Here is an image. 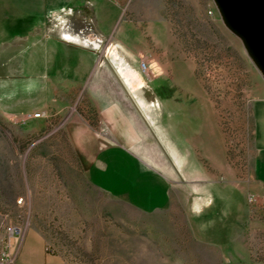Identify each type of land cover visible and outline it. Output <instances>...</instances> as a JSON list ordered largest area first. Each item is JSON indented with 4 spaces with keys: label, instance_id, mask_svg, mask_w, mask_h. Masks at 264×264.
<instances>
[{
    "label": "rangeland",
    "instance_id": "1",
    "mask_svg": "<svg viewBox=\"0 0 264 264\" xmlns=\"http://www.w3.org/2000/svg\"><path fill=\"white\" fill-rule=\"evenodd\" d=\"M136 3L146 13L127 11L125 19L142 30L158 20L165 24L164 59L178 60L188 77L171 87L174 80L157 78V63L151 69L142 60L147 64L143 69L139 62L144 78H114L104 81V87L117 88L120 100L131 108L145 106L131 112L141 125L137 147L147 165L172 179L170 205L143 212L90 181L71 134H79L85 121L102 132L95 99L74 82L52 80L32 64L31 40L21 34L33 33L15 25L22 18L15 16L17 7L29 9L32 0H0V213L7 223L23 227L25 236L42 234L46 252L59 255L63 264H264V190L252 175L255 134L249 66L255 64L241 39L225 25L215 0ZM25 46L30 55L22 65L16 52ZM108 57L105 66L114 55ZM193 95L211 109L223 137L224 152L216 150L213 158L177 143L190 138L181 135L175 117L161 111L162 104L195 107L188 113L192 123L187 116L184 123L189 131L203 134L201 105ZM42 109L48 117L21 122L24 114ZM221 180L244 190L246 221L232 242L213 245L193 234L188 212L195 190Z\"/></svg>",
    "mask_w": 264,
    "mask_h": 264
},
{
    "label": "crops",
    "instance_id": "2",
    "mask_svg": "<svg viewBox=\"0 0 264 264\" xmlns=\"http://www.w3.org/2000/svg\"><path fill=\"white\" fill-rule=\"evenodd\" d=\"M137 4L136 0H124L122 4L108 0H32L29 9L16 8L15 16L22 18L17 19L15 25L26 27L27 32L33 33L21 34L31 40L33 50L30 55L28 46L22 50L17 48L16 57L21 56V64H26L24 58L30 55L34 67H42L48 78L74 82L87 90L95 99L102 132H97L85 121L79 125V134H71V141L90 181L140 211L154 212L170 205L173 181L165 172L147 165L138 150L141 125L139 117L131 112L145 106L131 108L120 100L117 88L104 87V81L144 78L139 67L142 60H147L151 69L157 63L160 70L157 78L174 80L171 83L174 88L179 80L185 82L188 75H184V67L178 60L169 62L164 59V52L166 56L168 52L165 24L158 20L142 30L125 19L127 11L135 15L146 13ZM145 31L154 37L153 41L144 38ZM109 54L114 58L111 65L105 66ZM249 67L255 134L252 175L255 184L264 190V76L255 65ZM154 90L150 89L156 95ZM200 105L202 127L206 128L203 134L189 131L184 123L185 116L192 123L193 118L188 113H194L195 107L184 110V104H162L161 111L175 117V121L181 124L178 128L182 130L181 135L187 133L190 138L177 139V143L185 144L192 153L195 151L205 158H213L216 150L221 154L224 152L223 137L213 124L211 109ZM216 145L220 148L217 149ZM193 194L189 222L200 241L226 245L242 234L246 221V196L241 187L224 180L210 181ZM41 235L33 232L23 238L15 264H63L59 255L46 252Z\"/></svg>",
    "mask_w": 264,
    "mask_h": 264
},
{
    "label": "water",
    "instance_id": "3",
    "mask_svg": "<svg viewBox=\"0 0 264 264\" xmlns=\"http://www.w3.org/2000/svg\"><path fill=\"white\" fill-rule=\"evenodd\" d=\"M225 25L264 76V0H215Z\"/></svg>",
    "mask_w": 264,
    "mask_h": 264
},
{
    "label": "built area",
    "instance_id": "4",
    "mask_svg": "<svg viewBox=\"0 0 264 264\" xmlns=\"http://www.w3.org/2000/svg\"><path fill=\"white\" fill-rule=\"evenodd\" d=\"M116 4H122L124 0H108ZM212 13V11H210ZM141 67L147 69V64L142 61ZM47 111L36 113H26L21 118L22 123L31 120L48 117ZM24 228L15 224L7 223L4 215L0 213V264H15L17 262V253L22 243Z\"/></svg>",
    "mask_w": 264,
    "mask_h": 264
},
{
    "label": "bare ground",
    "instance_id": "5",
    "mask_svg": "<svg viewBox=\"0 0 264 264\" xmlns=\"http://www.w3.org/2000/svg\"><path fill=\"white\" fill-rule=\"evenodd\" d=\"M135 89H137L135 86H134Z\"/></svg>",
    "mask_w": 264,
    "mask_h": 264
}]
</instances>
